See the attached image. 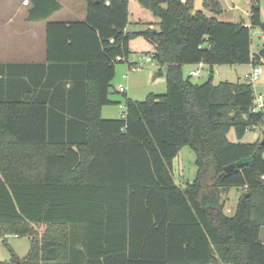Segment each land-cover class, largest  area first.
Returning a JSON list of instances; mask_svg holds the SVG:
<instances>
[{
  "label": "trees",
  "instance_id": "obj_1",
  "mask_svg": "<svg viewBox=\"0 0 264 264\" xmlns=\"http://www.w3.org/2000/svg\"><path fill=\"white\" fill-rule=\"evenodd\" d=\"M138 1L158 29L126 30L127 0H86L84 19L46 23L48 64L79 71L49 85H67L82 107L46 106L30 88L11 96L6 85L19 82L0 75V237L30 239L11 264H264L263 136L240 140L264 123V109L251 110L248 80L212 82L214 65L264 61L259 0L251 1L248 24L207 15L203 8L222 10L218 0H202V9L194 0ZM61 6L28 0L27 18L46 20ZM254 26L263 35L256 51ZM139 35L165 66L166 91L143 100L123 93L124 116L102 118L115 66ZM199 63L210 71L201 85L182 74L184 64ZM231 128L237 141L227 137ZM184 145L197 169L179 186L172 161ZM231 187L242 192L226 214L219 196Z\"/></svg>",
  "mask_w": 264,
  "mask_h": 264
},
{
  "label": "rangeland",
  "instance_id": "obj_2",
  "mask_svg": "<svg viewBox=\"0 0 264 264\" xmlns=\"http://www.w3.org/2000/svg\"><path fill=\"white\" fill-rule=\"evenodd\" d=\"M23 1V0H22ZM62 3V7L53 13L52 19L54 20H81V12L84 11L86 0H59ZM222 5L223 9L216 14H212L204 8V12L207 15H213L219 20L224 21H234L243 19L246 24L249 22L248 13L250 10V5L252 0H218ZM21 0H0L1 4H8L10 8L7 11L4 9L0 12L2 17L9 14L20 15V12L13 7L15 4H20ZM197 8H202V0L193 1ZM260 8V18L264 21V0H259L258 2ZM16 12V13H14ZM127 12L129 21H138L141 25L157 23L158 18L153 14L150 8L142 6L138 0H127ZM156 29H158V24H156ZM251 49L256 51L258 46L263 42L262 31L258 26L251 28ZM1 52V45H0ZM151 52H154L152 50ZM151 52L137 51L131 56L137 62V66L140 69L130 70L126 67L124 62H119L116 64V68L120 67L124 70L125 76H123L120 81L122 85L126 88V94L131 98L136 100H143L149 93H164L166 91V80H165V66L159 63L155 58L151 60H146V57L152 55ZM252 65L248 63H238V64H217L213 66V79L214 84L220 81H245L248 79V75L251 71ZM199 72L197 75H190L191 70H197ZM208 69L206 64H184L182 66L183 77L190 76L192 81H197V79L203 77ZM118 75L112 82L111 96L119 97L120 102L112 103L107 105V109L116 115L117 118L121 116L124 111V95L119 90L114 91V86L117 84ZM252 88L254 94H262L264 96V64L263 71L259 75V79L252 82ZM264 123H261L252 129H248L243 135L241 141L252 142L253 140H259L263 136ZM227 137L231 141H237L235 131L231 128ZM195 153L188 146L184 145L180 148L179 152L173 159L172 163V175L174 181L179 186H184L186 182L193 180L196 174L195 165ZM240 191V192H239ZM242 190H238L235 187H231L228 191L221 192L219 196V201H225L223 212L226 214H231L233 212L238 195ZM209 199V198H207ZM38 231L42 230V226H36ZM260 239L264 242V227L260 231ZM30 239L28 236H16L11 233H6L4 235V240L0 237V262L2 264H11L10 258L12 252L17 255L20 259L24 257L29 249Z\"/></svg>",
  "mask_w": 264,
  "mask_h": 264
},
{
  "label": "crops",
  "instance_id": "obj_3",
  "mask_svg": "<svg viewBox=\"0 0 264 264\" xmlns=\"http://www.w3.org/2000/svg\"><path fill=\"white\" fill-rule=\"evenodd\" d=\"M193 6L194 9H199L195 6L194 2ZM13 7L15 8V11L18 10L20 12V15L9 14L5 17L0 15V64H3L0 75H3L4 77H6V75H11L16 78L17 82H19L14 87H9L6 85L7 87L5 90H7V93L11 96L13 93L15 96H18L30 88V96L33 98L38 97L40 101L45 103L46 106L54 107L62 104L67 106V104H70L77 107H82L83 101L81 97L78 98V101H76L75 97L74 99H69L70 97H68L67 85L63 86L62 88L55 85H49L51 81L54 82L57 79H60L59 77H61V75L66 76L67 79V70H69L70 73H79L78 68L72 67L67 69V65H63L62 67L59 65L54 66L49 65L46 61V23L48 21L64 20L52 19L53 13L46 20H29L27 18L28 0H21L20 4H15ZM8 8H10V5L1 4L0 12L4 9L7 11ZM81 17V20L85 17V8L84 11L81 12ZM137 21L131 22L128 20L125 29L128 31H136L142 30L148 26L156 28L157 23L141 25V23ZM65 22H68V20ZM129 48L131 50V54L129 55L127 61H123L128 69L131 63L138 65L136 60H134L131 56L133 53L137 51L151 52L154 50L153 44L140 35L129 40ZM116 75H118L119 79H117V84L114 86L115 92L118 91V85L122 83L120 79L125 75V72L122 68H116L115 66V76L112 80L113 83ZM21 78H29L30 81L25 83ZM64 81L67 83V80ZM76 92L81 95V87L77 89ZM126 96L130 97L128 94H126ZM110 99L112 102L109 104L120 102L119 97L114 95H110ZM107 105L108 104L102 106L101 117L116 118L117 116L113 115V113L107 109ZM236 189L242 190L241 188Z\"/></svg>",
  "mask_w": 264,
  "mask_h": 264
},
{
  "label": "built area",
  "instance_id": "obj_4",
  "mask_svg": "<svg viewBox=\"0 0 264 264\" xmlns=\"http://www.w3.org/2000/svg\"><path fill=\"white\" fill-rule=\"evenodd\" d=\"M152 58H153V55H149L146 57V60H151ZM263 64H264V61L262 63L257 64V65H252L251 71H250V73L248 75V79H247L249 82L252 83L253 81L259 79V75L263 71ZM201 65H202V63H199V66H201ZM129 69L130 70H137V69H140V67L131 63V65L129 66ZM198 72H199V69L191 70L190 75H197ZM125 89L126 88L122 85V83H120L118 85V90L120 92L125 93ZM263 109H264V96L260 93L254 94L251 110L256 112V111H260ZM121 116H124L123 112L121 113ZM263 156H264V153H263Z\"/></svg>",
  "mask_w": 264,
  "mask_h": 264
},
{
  "label": "water",
  "instance_id": "obj_5",
  "mask_svg": "<svg viewBox=\"0 0 264 264\" xmlns=\"http://www.w3.org/2000/svg\"><path fill=\"white\" fill-rule=\"evenodd\" d=\"M209 74H210V71L207 69L205 75H204L203 77L197 79L196 83L199 84V85H201V84L207 82V80H208V78H209ZM237 114H238V111H236V112L232 115V118H235V117L237 116ZM261 143H264V135H263V139L261 140ZM239 164H240L239 162L228 164V165H226V166L223 167V170H224L225 172H229V171H231L232 169H234L236 166H238ZM209 206H211V205L209 204Z\"/></svg>",
  "mask_w": 264,
  "mask_h": 264
}]
</instances>
